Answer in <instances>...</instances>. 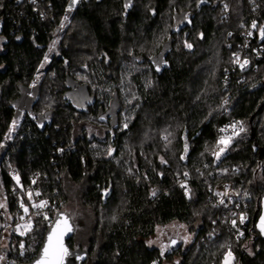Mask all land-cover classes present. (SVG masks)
<instances>
[{"label": "trees", "instance_id": "obj_1", "mask_svg": "<svg viewBox=\"0 0 264 264\" xmlns=\"http://www.w3.org/2000/svg\"><path fill=\"white\" fill-rule=\"evenodd\" d=\"M257 2L259 11L250 0H79L60 34L71 0H0V148L18 113H25L0 160L5 207L16 226L21 216L30 217L21 200L34 212L32 203L48 202L30 217L32 231L11 235L5 264L38 257L50 227L44 216L54 220L67 202L66 177L85 182L82 202L94 212L97 234L88 248L73 239L69 245L89 251L93 264H162L177 257V264H222L229 247L234 264H264V238L256 230L264 197V59L240 71L232 58L245 26L256 21L264 28V0ZM58 34L36 97L22 109ZM124 73L130 83L123 95ZM73 91L91 103L77 108ZM234 119L247 132L215 162L217 130ZM83 125L105 138L85 129L76 136ZM206 177L211 188L226 182L242 195L245 239L220 223ZM198 222L186 250L161 254L147 244L159 227ZM2 240L0 230V257Z\"/></svg>", "mask_w": 264, "mask_h": 264}, {"label": "rangeland", "instance_id": "obj_2", "mask_svg": "<svg viewBox=\"0 0 264 264\" xmlns=\"http://www.w3.org/2000/svg\"><path fill=\"white\" fill-rule=\"evenodd\" d=\"M79 2V0H78ZM77 3H75L74 5H71V7L69 8V12L68 15L66 16L67 19H63V25L64 27L61 28L60 34L61 32L66 28V26L68 25V23L71 20L72 14L74 12V8L77 6ZM181 24V22H179L177 25ZM60 34L57 35V37L55 38V45L52 43L51 46V50L49 49L46 53V57L47 60L44 59L43 63L41 65H43V67L40 66V68L38 69L37 72V76L36 79L31 87L30 90L25 91L24 92V97H23V101L21 104V108L25 109V105L30 104V102L35 99L36 94H35V89L36 86L38 85V83L42 80L43 76L45 75V71L47 70V67L49 66V64L51 63V59L53 58L54 54H56L57 48H58V43H59V38H60ZM2 49V45L0 43V50ZM122 86H123V95L128 93L129 89H128V83H130V78L127 74H123L122 75ZM109 91V90H107ZM70 99L72 101V103L79 109H84L88 104L91 103V99L84 94L83 91H81V93L75 92L73 91L71 93ZM15 104V103H14ZM23 115H24V111L21 110V113L19 112L17 115V122H15L12 127L10 128V131L5 139L4 144L2 145V147L0 148V160L3 157L6 148L9 144V142L12 141L14 134L16 133V130L18 129L22 119H23ZM20 117V118H19ZM48 116L45 118H41L39 125L40 126H44L47 122H48ZM128 121H125L124 127L125 125L128 126ZM126 126V127H127ZM125 127V128H126ZM84 129H87L88 131V135L89 136H95L96 138H105V132L102 130H97L94 127H91L89 125H83V126H78L76 128V136L81 135ZM1 184V182H0ZM64 186H65V194L67 197V202L65 205L62 206V210L65 211L68 216L70 217V219L72 220L73 224L76 225L77 230L76 233L73 237V240H75L74 244L76 247H82V248H88L89 243L91 241V238H93V236L96 238L97 234H94V227L96 224V220H95V216H94V212L91 208L86 207L83 202H82V194L83 191L85 190L86 184L81 183V184H75L73 182H71V180H69V178H65L64 179ZM261 202V213L258 218V222H257V230L260 231V233L262 234V236L264 237V233L261 232L260 230V225H261V217H264V197L262 199ZM0 204H3L4 207L0 208V230L1 233L3 235V240H2V251H3V260L1 262V264H5V259H6V254L8 253L7 249H8V243H10L9 240H11V235L12 234H19L24 230L23 229V225L26 224L29 220V218L33 215H35L34 211H30L29 208V218H24V224H16V226L14 225V223L9 219V216L7 214V208L6 206V202H5V198H4V193L2 190V187L0 185ZM32 221V220H31ZM199 224V222L195 225V226H189V225H184V224H180V223H171L167 226L164 227H159L156 235H154L153 237H151L150 239L147 240V244L150 248H158L161 252H163V254H167L169 253L172 248L170 247V241L173 238L178 239L179 241V245L182 248V250H186L188 249L191 244L192 241L194 239V229L196 228V226ZM18 226H21L18 229ZM23 236V235H22ZM96 240V239H95ZM232 254V253H231ZM234 255L232 254L231 257H229L228 260V264H234ZM178 261H180V258H175V261H173L172 263H166V264H177ZM94 262V256L90 259H88V261L86 262V264H93ZM222 264H225V261H223Z\"/></svg>", "mask_w": 264, "mask_h": 264}, {"label": "built area", "instance_id": "obj_3", "mask_svg": "<svg viewBox=\"0 0 264 264\" xmlns=\"http://www.w3.org/2000/svg\"><path fill=\"white\" fill-rule=\"evenodd\" d=\"M250 1L252 2V5L255 6V10L259 11L262 9L261 5L258 4L257 0H250ZM227 13H230V10H227ZM253 22L256 23L257 25L256 28H252ZM253 22L245 26L243 30L241 42L237 44V46L233 47L232 45V48H234L233 49L234 51L232 53L233 68L235 70H240V71L249 70L255 66L256 61H261V60L263 61L264 59V37H262L260 33L261 27L258 26V23L256 21ZM237 55L239 56L238 62H236ZM245 60H247L248 63L243 68H241L240 64H243ZM233 125H235V127H233ZM222 129L224 131H221ZM246 132H247V125L242 120L234 119L225 122L217 130L218 141L211 152V156L213 157L215 162H219L223 158V156L228 152L231 143L243 137L246 134ZM221 137H224L225 139L229 137L231 138L230 142L227 144L226 147L225 145L218 143ZM222 147L225 148V150L224 152L220 153L219 159H217L216 153ZM222 175L223 173L221 171H218L216 174L217 177H222ZM185 177H186L185 180L182 181V185H184L183 191L186 197H190L191 188L188 182V177L187 176ZM204 188L208 190L209 198L212 200L211 203L222 213L221 219H219L221 220L220 223L227 226V230H230L237 237L238 240L245 239L247 236L246 230H248L249 228V223H248L249 215L245 211L248 205L244 203L242 195L239 194L234 189H231L232 187L226 182L217 183L214 187L211 188V186H209V181L207 177L204 179ZM221 201H223V203H221ZM45 208L46 207H42L40 210L41 211L45 210ZM44 214H46L45 211ZM242 215L244 217L243 223L240 222V218ZM233 220L236 221L235 226H233L232 224ZM23 222L24 219L23 220L19 219L17 225L24 224ZM241 232L243 233V236H240ZM258 232L260 233L259 230ZM217 234L218 232L210 234L209 240L213 239ZM229 250L231 251V247H229Z\"/></svg>", "mask_w": 264, "mask_h": 264}, {"label": "snow or ice", "instance_id": "obj_4", "mask_svg": "<svg viewBox=\"0 0 264 264\" xmlns=\"http://www.w3.org/2000/svg\"><path fill=\"white\" fill-rule=\"evenodd\" d=\"M78 0H71V4L74 5L75 3H77ZM201 2H204V0H201ZM127 6V5H126ZM71 7V5H70ZM224 9L227 10L228 9V5L224 4ZM65 19H67V17H65ZM63 22L61 23V28H63ZM257 25L255 22H253L252 24V28H256ZM260 33L261 36L264 37V28L260 29ZM251 34V33H249ZM55 41L53 42V44L55 45ZM185 46L188 47L189 49L192 47L191 44L185 42ZM51 50V49H50ZM45 60H47V57H45ZM239 61V56L237 55V61ZM248 63L247 60H245L243 62V64H240V67L243 68L246 64ZM41 67H43V65H41ZM159 70V69H157ZM226 102V101H225ZM127 125H125L126 127ZM233 127H235V125H233ZM242 130V129H241ZM221 131H224L223 129ZM165 139H167V137H165ZM230 137L225 139L224 137H221L219 142L220 144L225 145V147L227 146V144L230 142ZM187 147V146H186ZM225 148H220L219 151L216 153V157L217 159H219L220 153L224 152ZM182 159L184 157H181ZM161 162L164 163L165 161H163V158H161ZM185 175H187V173H185ZM35 182V181H33ZM184 185H182L183 187ZM37 196L40 195L39 192L36 193ZM153 195H155V191H153ZM28 198L29 200L32 199V194L28 193ZM221 203H223V201H221ZM48 202L46 200H41L38 204L37 203H32L31 208L35 210V215H39V210L42 207H47ZM4 207L3 204H0V208ZM20 207L23 209L24 213L27 215L29 213V207L25 206V204L23 203V201L21 200L20 202ZM50 211V209H49ZM21 220L24 219V216L20 217ZM44 220L48 222L49 224V232L46 238V243L44 245V247L42 248V253L41 256L38 260L35 261V264H64V259L66 256L69 255L68 249L64 246L63 243V237L67 232H70L72 229L68 224V219L66 216H64V214H58L57 217L55 218V220H52L49 218V216L46 214L44 216ZM240 222L243 223L244 222V217L243 215L240 218ZM233 226H235L236 221L233 220L232 221ZM21 226H18V229ZM23 231L20 233L21 235H25L28 232L33 230V224L31 221V218H29L28 222L26 224H24L23 226ZM260 230L262 233H264V217H261V225H260ZM240 236H243V233H240ZM173 243H175V241H173ZM23 244H21V248H23ZM23 254V253H21ZM163 254V252L161 253ZM231 251L229 250V252L225 255L224 257V261L225 264H228V260L229 257H231ZM0 259H3V257H0Z\"/></svg>", "mask_w": 264, "mask_h": 264}, {"label": "water", "instance_id": "obj_5", "mask_svg": "<svg viewBox=\"0 0 264 264\" xmlns=\"http://www.w3.org/2000/svg\"><path fill=\"white\" fill-rule=\"evenodd\" d=\"M262 107H264V103H263ZM253 119H254V117L251 119V122H252ZM256 145H257V143H256ZM58 214H64V216L67 217L68 224H69V226L72 229L70 232H67L64 235V237H63L64 246L68 249V252H69V255L66 256L65 259H64V264H86L88 259H90L89 251L83 250V249H80V248L73 249L69 245V242L73 239V237H74V235L76 233V230H77L76 225L73 224V222L70 219V217L68 216V214L65 211H63V210L57 211V213H56V215L54 217V220H55V218L57 217ZM48 232H49V230L47 231V233L45 235L44 242L42 244V247H41V250H40V253H39L38 257H36L31 264H35V261L40 258L41 253H42V248L44 247V245L46 243V238H47ZM173 241H175V243H173ZM170 247L172 248L173 251L178 249L180 247L178 239L173 238L170 241Z\"/></svg>", "mask_w": 264, "mask_h": 264}, {"label": "flooded vegetation", "instance_id": "obj_6", "mask_svg": "<svg viewBox=\"0 0 264 264\" xmlns=\"http://www.w3.org/2000/svg\"><path fill=\"white\" fill-rule=\"evenodd\" d=\"M183 21H184V20L182 19L181 22L183 23ZM24 114H25V113H24ZM23 116H24V115H23ZM85 130L88 131L87 129H85ZM92 137H95V136H92ZM179 248H181V247H179ZM181 250H182V248H181ZM172 251H173V250H171L169 253H171ZM167 254H168V253H167Z\"/></svg>", "mask_w": 264, "mask_h": 264}, {"label": "crops", "instance_id": "obj_7", "mask_svg": "<svg viewBox=\"0 0 264 264\" xmlns=\"http://www.w3.org/2000/svg\"><path fill=\"white\" fill-rule=\"evenodd\" d=\"M167 262H163L162 264H166Z\"/></svg>", "mask_w": 264, "mask_h": 264}]
</instances>
